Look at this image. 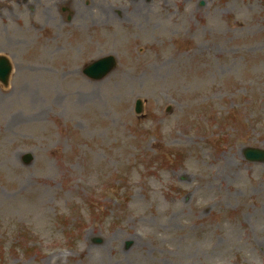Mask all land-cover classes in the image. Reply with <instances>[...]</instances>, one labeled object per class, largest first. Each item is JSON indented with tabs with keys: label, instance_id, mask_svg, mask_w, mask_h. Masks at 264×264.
Returning <instances> with one entry per match:
<instances>
[{
	"label": "rangeland",
	"instance_id": "1",
	"mask_svg": "<svg viewBox=\"0 0 264 264\" xmlns=\"http://www.w3.org/2000/svg\"><path fill=\"white\" fill-rule=\"evenodd\" d=\"M0 54V264H264V0H0Z\"/></svg>",
	"mask_w": 264,
	"mask_h": 264
},
{
	"label": "water",
	"instance_id": "2",
	"mask_svg": "<svg viewBox=\"0 0 264 264\" xmlns=\"http://www.w3.org/2000/svg\"><path fill=\"white\" fill-rule=\"evenodd\" d=\"M116 66V60L113 56L105 57L104 59L97 60L94 63L87 64L85 68V72L92 78H102L106 76L108 72L114 69ZM11 70V64L7 59L0 58V80L3 82H7ZM135 110L140 113L142 111V100H137V104ZM246 157L249 160L253 159H264V150L257 148H246L245 152ZM27 159H29V156Z\"/></svg>",
	"mask_w": 264,
	"mask_h": 264
},
{
	"label": "bare ground",
	"instance_id": "3",
	"mask_svg": "<svg viewBox=\"0 0 264 264\" xmlns=\"http://www.w3.org/2000/svg\"><path fill=\"white\" fill-rule=\"evenodd\" d=\"M193 46H195V45H193ZM184 65H185V64H184ZM184 65H183V66H184ZM55 257H56V256H54V257H52V258H55Z\"/></svg>",
	"mask_w": 264,
	"mask_h": 264
}]
</instances>
